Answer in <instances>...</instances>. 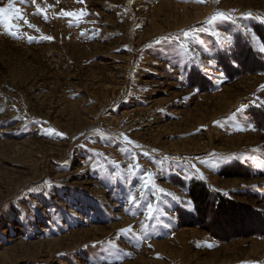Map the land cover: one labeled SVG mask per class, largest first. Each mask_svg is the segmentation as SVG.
I'll use <instances>...</instances> for the list:
<instances>
[{"label": "rangeland", "instance_id": "rangeland-1", "mask_svg": "<svg viewBox=\"0 0 264 264\" xmlns=\"http://www.w3.org/2000/svg\"><path fill=\"white\" fill-rule=\"evenodd\" d=\"M13 2L0 264H264V0Z\"/></svg>", "mask_w": 264, "mask_h": 264}, {"label": "snow or ice", "instance_id": "snow-or-ice-1", "mask_svg": "<svg viewBox=\"0 0 264 264\" xmlns=\"http://www.w3.org/2000/svg\"><path fill=\"white\" fill-rule=\"evenodd\" d=\"M32 2L35 3L36 0H32ZM78 2H81L82 3L83 0H78ZM196 2L202 3V2H204V0H196ZM217 2H218V0H217ZM37 14H43L44 15V18H45V21H47V15H46V11L45 10L38 8ZM60 15L63 16V17H71V18H75V19L79 20L80 17H82L83 15H85V13H83V12L77 13V12H71V11H67V10H62V12L60 13ZM0 18H2L3 21L5 22V25H6V27L9 30V34L10 35H13V36H16V33L12 31L14 25H12L10 23V21L12 19H14V18L15 19H23V17L20 15V9L14 8V2H13V0H9V3H8V6L7 7H0ZM218 18L223 19V20H229V19H231V16L229 14H225V13H222V12H218V13H216L215 15H213L210 18V20L208 21V23L214 22ZM25 22L27 23V21H25ZM28 26L29 27H34L31 24H29ZM36 30L39 31V29H36ZM183 35H184V37H187L189 35V33L188 32H185ZM16 38H18V37H16ZM28 39L31 42V40L33 39V37H28ZM43 39L50 40V39H53V38L52 37H48V36H44ZM157 43H160V41H157ZM61 135H63V134H61ZM124 139L129 144H134L135 143V142L129 140L127 136H124ZM193 167H195V166L193 165ZM197 171H199V170L197 169ZM161 191H163V190L161 189ZM133 203H134V198H133ZM158 212H159V208H155L154 209L153 206L151 204H149L147 206L146 213H145L146 218L149 219V220H152V219L155 218V213H158ZM128 231H131V230L129 229ZM137 238L138 239H141V240L146 239V237L143 236V235H141V236H139Z\"/></svg>", "mask_w": 264, "mask_h": 264}, {"label": "trees", "instance_id": "trees-1", "mask_svg": "<svg viewBox=\"0 0 264 264\" xmlns=\"http://www.w3.org/2000/svg\"><path fill=\"white\" fill-rule=\"evenodd\" d=\"M256 60H259L260 62H261V60L260 59H256ZM198 185V192L199 193H196V192H194L192 189H191V196H192V198H193V200H194V202H195V205H197L198 206V203H201V202H203V199L201 200L199 197L201 196H199V194L201 193H205L206 194V192H207V189H206V192L205 191H203L204 189H203V186L200 184V183H198L197 184Z\"/></svg>", "mask_w": 264, "mask_h": 264}]
</instances>
